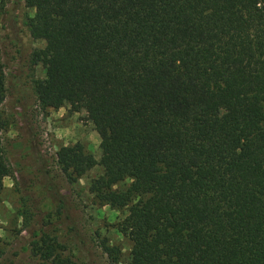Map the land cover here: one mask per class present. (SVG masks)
<instances>
[{"label":"trees","instance_id":"16d2710c","mask_svg":"<svg viewBox=\"0 0 264 264\" xmlns=\"http://www.w3.org/2000/svg\"><path fill=\"white\" fill-rule=\"evenodd\" d=\"M26 2L37 102L92 122L94 197L127 211L130 264H264V0ZM81 160L76 144L57 163ZM9 173L0 143V191Z\"/></svg>","mask_w":264,"mask_h":264},{"label":"rangeland","instance_id":"374dc122","mask_svg":"<svg viewBox=\"0 0 264 264\" xmlns=\"http://www.w3.org/2000/svg\"><path fill=\"white\" fill-rule=\"evenodd\" d=\"M33 15L26 0H0V113L6 123L0 143L10 169L0 191V264H130L132 242L118 230L127 211L94 197L103 169L92 122L84 110L43 109L37 102L35 83L46 72L35 54L45 43L30 34ZM76 144L81 164L65 173L57 163L60 151Z\"/></svg>","mask_w":264,"mask_h":264}]
</instances>
